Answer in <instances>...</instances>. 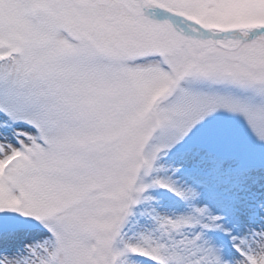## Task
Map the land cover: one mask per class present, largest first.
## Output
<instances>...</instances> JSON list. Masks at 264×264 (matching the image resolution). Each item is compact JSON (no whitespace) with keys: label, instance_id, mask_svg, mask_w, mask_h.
Listing matches in <instances>:
<instances>
[{"label":"snow or ice","instance_id":"obj_1","mask_svg":"<svg viewBox=\"0 0 264 264\" xmlns=\"http://www.w3.org/2000/svg\"><path fill=\"white\" fill-rule=\"evenodd\" d=\"M0 264H264V0H0Z\"/></svg>","mask_w":264,"mask_h":264}]
</instances>
